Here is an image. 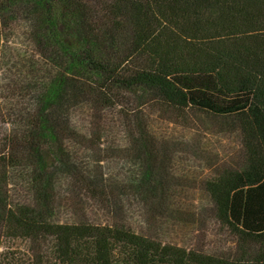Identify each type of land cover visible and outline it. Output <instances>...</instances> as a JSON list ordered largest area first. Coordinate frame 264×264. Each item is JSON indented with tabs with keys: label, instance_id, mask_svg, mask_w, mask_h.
Masks as SVG:
<instances>
[{
	"label": "trees",
	"instance_id": "16d2710c",
	"mask_svg": "<svg viewBox=\"0 0 264 264\" xmlns=\"http://www.w3.org/2000/svg\"><path fill=\"white\" fill-rule=\"evenodd\" d=\"M7 13L35 20L46 42L57 44L43 53H55L66 71L95 76L91 93L100 110L115 104L108 96L115 89L143 90L175 109L237 118L247 158L242 167L207 179L205 190L215 220L242 245L253 244L255 254H219L159 233L167 224L160 219L164 202L172 204L173 195L168 166L154 167L155 145L142 135V120L132 138L133 152L136 143L141 148L135 153L141 166L126 170L119 154L103 155L99 134L90 139L76 129L68 147L58 137L67 130L64 121L49 119L36 101L0 147V163L15 176L7 184L28 183L32 194L29 204L16 207L0 191V264H264V0H0V15ZM29 66L40 69L32 60ZM59 84L45 88L56 92ZM46 142L51 153L45 158L38 153ZM60 184L73 203L93 200L105 211L120 207L121 196L132 197L140 203L133 212L143 231L117 221H62L55 212ZM20 238L33 247L2 249Z\"/></svg>",
	"mask_w": 264,
	"mask_h": 264
},
{
	"label": "rangeland",
	"instance_id": "374dc122",
	"mask_svg": "<svg viewBox=\"0 0 264 264\" xmlns=\"http://www.w3.org/2000/svg\"><path fill=\"white\" fill-rule=\"evenodd\" d=\"M26 15H0V147L11 133L8 131L24 122L26 114L21 112L28 110L30 105L37 101L45 108L49 119L64 121L63 126L67 130H60L58 137L61 141L66 140L68 147L74 144L70 138L76 129L86 130L90 139L94 133L95 137L99 134L102 138L107 133L103 140L100 137L103 155L109 157L113 153L119 154L124 169L132 168L137 171L140 169L141 160L135 153L141 148L136 143L133 152L132 138L135 127L142 120V135L152 139L155 145L154 167L162 169L168 166V195H173L172 204L168 200L164 202L167 206L162 208L163 216H160V219H166L167 224L166 229L159 233H162L165 239L202 250L233 256H253V244L242 245L232 232L227 231L215 220L211 199L205 190L207 179L225 170L242 167L247 158L248 151L244 146L237 118L217 116L198 109H175L143 90L126 93L115 89L108 94L110 101L115 104L107 103L100 110L102 103L101 107L99 102L95 103L91 93L90 85L95 81V76L84 69L66 71L61 65L63 61L57 58L55 53H43L45 50L55 49L57 44L54 41L46 42L44 30L37 27L35 20L32 21V18L29 19ZM30 60L37 62L39 71L35 66L30 68ZM47 83L48 86L50 83L62 85L56 92L48 89V93L45 88ZM50 150L51 147L46 142L38 155L46 158V154L51 153ZM57 167L63 169L60 164ZM103 171L109 174V169ZM114 172L112 170L113 175ZM162 173L161 170L157 171V174ZM14 177L8 168H4L0 163V191L4 199L7 198L6 203L17 205L16 207L29 204L32 194L29 192L28 183L17 182L14 186L7 184V181L15 180ZM111 182H114L113 177ZM159 183L160 180L155 182V188ZM114 191L117 195V190ZM57 193L58 205L55 202V212L62 221L84 217L94 222H122L137 226L139 231L144 229L133 212L134 206L137 208L140 203H136L132 197H120L122 212H119V206L107 211L101 210L93 200L73 203L72 193L67 195L69 191L66 184H60ZM77 194L79 193L75 195ZM80 196L82 199L86 198L84 194ZM3 205L5 206V202L0 201L1 208ZM71 206L73 207L70 208ZM66 208L70 211H66ZM147 210H150L148 206ZM136 212H140L139 208ZM114 217L120 220H114ZM179 217L178 226L171 225L174 219ZM24 242L21 238L7 240L2 249L9 246L16 249L15 252L20 249L26 252L28 247H33L32 244L25 247ZM33 245L36 247L37 244ZM45 246L48 247L47 244ZM44 247L42 250L46 249ZM243 249L249 250V254L245 255Z\"/></svg>",
	"mask_w": 264,
	"mask_h": 264
}]
</instances>
